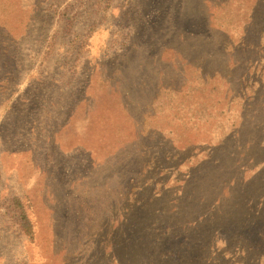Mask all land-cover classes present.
<instances>
[{
  "label": "rangeland",
  "instance_id": "rangeland-1",
  "mask_svg": "<svg viewBox=\"0 0 264 264\" xmlns=\"http://www.w3.org/2000/svg\"><path fill=\"white\" fill-rule=\"evenodd\" d=\"M263 17L264 0H0V264H199L205 220L228 236L215 264H264V97L226 152L213 136L219 164L188 158L238 106ZM225 78L230 106L210 98Z\"/></svg>",
  "mask_w": 264,
  "mask_h": 264
},
{
  "label": "trees",
  "instance_id": "trees-1",
  "mask_svg": "<svg viewBox=\"0 0 264 264\" xmlns=\"http://www.w3.org/2000/svg\"><path fill=\"white\" fill-rule=\"evenodd\" d=\"M227 19H229V17H227ZM245 27L249 28L247 30L250 33V35L247 36V38L253 41L250 45L255 44L259 46L258 50L261 51L263 46H260L258 41L259 38L258 36H260L261 38L260 41L264 43V17L260 18V20L256 23L255 30L252 29L254 28L252 26L246 25ZM226 73L228 79H231L230 77L231 72L227 71ZM242 75L243 78L240 85L241 99L239 100V104L237 103L238 106L234 105L232 107H227L225 104L223 105V107L228 108V110L225 113L222 112V115L221 114L217 115V117L221 118V122H224L223 124H218V127L203 132L202 130L196 129L197 134H200L202 132V137L206 139L207 142L203 144H198V147L194 150V152L188 154V158L190 160L198 161V163H201L202 159H204L205 162L219 164V161L215 160L213 158V154H211V145L209 143L216 139L213 136L217 135V137L220 136L221 138H225L218 142L219 147L217 148V150H219L221 153L226 152L228 146L226 142L230 140V136L238 134V131L240 130L239 125L242 119L246 118L245 116L248 114L250 107H254L257 104L254 102L255 101L259 102L260 97H264V57L259 58L258 60L253 62V65L250 66L249 71L243 70ZM227 76L225 75V77ZM228 79L225 78L219 80V82L216 81L215 84L212 83L213 87L210 98L216 99V95L212 96L213 93L219 95L221 92L222 94V96L217 99L218 104H220L222 101L225 102L227 98V96L223 94L222 91L220 90L223 89L224 87L225 89L229 88ZM203 81L204 80L201 79L198 82V86L199 83L202 84ZM226 103L230 106L231 101L227 99ZM242 157H243L242 152L237 151L235 156L236 160L234 159L233 160L236 161V163H238L239 161H241L240 158ZM234 181L235 180L233 179V182ZM221 185L225 190H228L230 186V182L226 181V179H223ZM10 204L16 213L17 224L20 232L28 239L33 240L35 234L34 226L28 216L24 203L19 197H13V199H11L10 201ZM212 223L207 222V220H205L192 226L194 228L191 231L190 235L192 234L193 237L194 236L195 237L191 239L192 240L191 260L195 261L196 263L215 264L217 262L215 261V257L217 258V255L221 253L220 251L223 249L226 243L228 236L221 239L218 238L219 235H217V238L216 236H214V234L219 233L220 229L217 228L216 225ZM220 225L223 228L226 227V225L225 226L222 224ZM167 230L168 229L166 228V231ZM224 230L226 231V229ZM163 244L168 245L167 241H164ZM162 264H165V261H163Z\"/></svg>",
  "mask_w": 264,
  "mask_h": 264
}]
</instances>
